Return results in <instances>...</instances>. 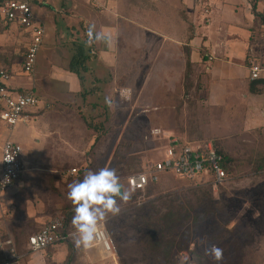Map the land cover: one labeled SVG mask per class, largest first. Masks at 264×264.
I'll return each mask as SVG.
<instances>
[{"label": "rangeland", "instance_id": "rangeland-1", "mask_svg": "<svg viewBox=\"0 0 264 264\" xmlns=\"http://www.w3.org/2000/svg\"><path fill=\"white\" fill-rule=\"evenodd\" d=\"M39 2L42 3L41 0ZM47 2L48 6L33 5L34 14L45 28L33 74L15 72L26 43V34L16 26L0 27V67L10 69L14 66L10 74L11 83L34 89L48 103L59 101L62 104L67 99L63 90L68 86L64 70L74 54L75 41L83 40L84 31L78 19H73L75 30L68 27L69 19L58 12L61 0ZM253 2L256 4L255 12L260 15H254L250 10ZM197 6L198 21L206 8L213 17L209 16V23L204 19L198 25L211 24L209 35H204L206 40L211 38L206 45L202 44L204 40L201 44L198 42L200 45L194 49L197 54L192 52V59L198 57V67H193L190 78L193 87L188 88L187 98L183 97L182 80L178 99L165 98V91L154 84L146 97L147 105H140L134 94L147 75L134 74L131 83H123V86L131 84V99L122 100L109 108L105 98L108 97V87L112 85L108 84L107 74L101 75L99 93L90 95L87 100L97 103L95 116L91 105L89 109L86 105L89 115H92L84 113L87 118L82 112L84 110L78 111L80 107L68 106L71 129L83 133L77 140L76 153L69 156L63 169L53 175L59 178V190H54L56 198L60 199L58 209L52 207V193L39 188L44 191L40 198L46 203L48 211L53 216L60 212L68 218L71 226L74 211L66 198L68 185L82 179L89 169L111 167L117 170L122 183L128 188L124 183L125 177L142 169L147 160L156 157L163 143V138L155 141L144 139L151 128L172 132L193 143H216L231 161L228 179L221 185L213 186L200 180L188 181L162 174L151 191L135 192L128 204H121L120 215L110 218L106 224L119 250L118 264H180L181 256L186 258V264H214L204 252L205 247L213 243L224 250L222 264H264V169L259 172L254 170L257 165H264V88L255 86V92H249L246 68L249 59L264 60V0H200ZM220 55L222 59H227L214 60L212 65L209 64L210 72L204 69L208 57L220 58ZM226 60L242 67L237 68ZM84 75L89 81L91 76ZM85 86L88 88L90 85ZM77 102L80 105L83 103L81 98ZM82 116L94 125L92 129L95 132L87 129ZM19 124L11 131L0 124V144L7 138H18L23 132V129H17ZM24 129L32 134L34 123H25ZM28 162L24 160L22 179L26 176ZM72 168L76 172L69 174ZM32 172L34 178L45 177L42 171ZM18 199L20 205L23 200L20 196ZM167 212L175 216L176 230L170 233H176V244L169 251V256L164 258L163 253L150 243L165 233L162 218ZM0 220H3L0 223V230L3 231L6 228L4 216ZM21 230L13 237L18 250L25 251L26 237L32 227L27 225ZM202 239L207 244H201ZM51 249L30 253L21 264H56L50 258ZM5 261L6 255L0 250V264ZM82 263V254L75 248L72 261H60L58 264Z\"/></svg>", "mask_w": 264, "mask_h": 264}, {"label": "crops", "instance_id": "crops-1", "mask_svg": "<svg viewBox=\"0 0 264 264\" xmlns=\"http://www.w3.org/2000/svg\"><path fill=\"white\" fill-rule=\"evenodd\" d=\"M26 1L30 3L32 10H34V4H45L48 6L47 0L44 2L41 0L42 3L39 2L40 0ZM199 1L200 0H61V7H57L58 12L69 19L68 27L71 30H75L74 20L78 19L77 22L80 23V27L84 31L83 40L75 41L74 45L76 43L84 44L86 49L85 52L88 54L85 62L87 71L83 73L84 82L83 85H81L77 75L71 72L66 64L64 74L68 78V86L63 91L67 99L63 101L64 103L62 104L59 101L48 103L42 100L40 96L35 93L34 89L19 87L9 80L8 88L10 91L24 92L32 90L38 98L39 103L35 108L26 112V114L29 115L28 119L19 121L20 124L17 129H23V132L18 138L13 139V141L17 142L22 148L23 171L18 180L15 181L8 190L0 194V218L4 216V225L6 226L3 231L0 230V250L7 258V261L1 264H21L24 257L30 253H40L48 248H52L50 250V258L56 262V264L60 263V261H65L66 263L72 261L76 247L70 236L72 228L66 216L65 228L69 232L66 241L53 244L41 251H31L27 246V237L29 235L37 232L41 226L55 216L61 214L60 212H56L53 216L52 212L48 211V208L45 207L46 203L40 198V194L44 193V191L39 190V188H45L46 191L52 193V207L53 209H58L60 206V199L56 198L57 193L54 190L58 189L59 178L53 177V175L63 169L65 164L69 161V156L76 153L77 140L83 133V131L79 133V131L71 129L69 114H67L69 111L68 106L71 105L75 109L80 107L78 111L84 110L82 111L83 114L86 113L88 116H92L89 115L87 110L89 109L88 106L91 105L93 106L91 107L94 112L93 116H95L97 103L94 101L87 102V100L90 95L99 93L98 83L102 79L101 75L105 74L108 75V84L112 85L111 88L108 87L107 94L108 98H114L113 106L120 104L122 100H129L133 96L131 84H128V86L125 84V86H123V83H131L134 74L147 75L145 80H141L144 82L143 84H139L137 88L138 92L134 94L137 103L140 105H147L146 97L150 95L149 91L152 90L154 84H156V87L159 89L165 91V98H180L181 89L179 88H181V80L184 81L186 68V49L189 50V58L193 70V67H198V57L192 59V52H196L194 49L197 48L203 40L202 44L206 45L211 38L208 37L206 40L204 36L205 34L209 35V30H211L209 26L211 24H206L202 27L198 26L201 22H204V19L209 23L213 18L209 15L211 14L210 11H208L209 9L206 8L203 10L204 14L201 16L200 21H198L196 10ZM49 7L53 9L52 6L49 5ZM44 16H47V14H44ZM36 17L40 19L37 15ZM90 25L95 26L96 32L109 37V41L105 43L101 40L88 46L86 43L88 40L87 30ZM23 32L26 34L25 52L29 42V33L24 30ZM224 55L226 56V53ZM210 58L211 59L208 57L206 63H204V69L208 72H210V65H212L211 63L214 60L218 59L225 61V59H227L225 57L223 60L221 55L220 58L216 56ZM20 63L15 72L20 71ZM230 63L235 64L237 68L242 67L240 64ZM13 68L14 66L10 69H4L8 70L11 74L14 70ZM84 74L91 76L90 80L88 79L89 81H87V77H85ZM151 75L153 76L150 77ZM248 81L250 83L249 78ZM86 84L90 86L87 88L85 86ZM120 84L122 86H120ZM190 87H193L192 84L189 85V88ZM183 97L187 98L184 94V89ZM80 98L83 102L82 105L77 102ZM76 115V117H79L78 114ZM82 118L83 121H86L87 129L93 132L94 130L92 128L94 125L89 124V119L84 120L87 116L86 118L82 116ZM29 121L34 123V132H32V134L24 129V124ZM0 124L4 126L1 120ZM162 132L166 135H173L187 141L185 137L175 135L172 132ZM2 144L3 143L0 144V156ZM26 153L28 156L23 157V154ZM24 160H29V164L26 168V176L22 179L25 172ZM35 170L42 171L45 177L42 179L34 178L32 171ZM19 196L21 201L23 200L20 205ZM17 210L20 212L15 213ZM9 211L10 214L7 215ZM2 222L3 220H0V223ZM27 225L32 227V231L26 237L25 251H20L15 246L13 235L19 233L18 231ZM7 240H10L11 243L5 244L4 242ZM12 249L13 253L10 252ZM79 250L82 254V264H118V248L117 256L114 260L105 257L101 248H80ZM16 257L18 258L17 260H15ZM29 262L31 263V261Z\"/></svg>", "mask_w": 264, "mask_h": 264}, {"label": "built area", "instance_id": "built-area-1", "mask_svg": "<svg viewBox=\"0 0 264 264\" xmlns=\"http://www.w3.org/2000/svg\"><path fill=\"white\" fill-rule=\"evenodd\" d=\"M32 6L26 0H5L0 4V26H16L29 33V42L20 63V72L33 74L36 54L43 42L45 28L33 14ZM209 59H211L209 57ZM250 81L264 78V60L249 59L247 63ZM10 72L0 68V120L11 131L22 119H28L26 114L35 108L39 100L32 90L12 92L8 88ZM163 138L158 155L149 159L142 166V170L125 177L128 188L144 191L149 183H158L162 174H171L183 180L221 185L228 179V174L221 165L223 156L212 141L189 142L173 135H166L159 128H151L144 137L147 141ZM0 194L8 190L23 171L22 148L7 138L1 146L0 156ZM76 172L75 168L68 171ZM66 218L57 215L41 226L37 232L27 237V246L31 251H41L47 247L66 241L69 232L65 228ZM101 250L105 257L114 260L117 256L116 244L106 226L105 233L100 236ZM10 244V240L4 242ZM13 253V249L10 251ZM18 258L16 257L15 260ZM6 264V263H5Z\"/></svg>", "mask_w": 264, "mask_h": 264}, {"label": "clouds", "instance_id": "clouds-1", "mask_svg": "<svg viewBox=\"0 0 264 264\" xmlns=\"http://www.w3.org/2000/svg\"><path fill=\"white\" fill-rule=\"evenodd\" d=\"M88 46L97 41H109V37L95 31L90 25L87 30ZM105 103L112 108L114 101L108 97ZM135 188H126L121 181L117 170L111 167H101L98 170L85 172L82 179L68 185L66 198L71 202L74 214L71 219L72 232L70 233L77 249H92L102 247L100 236L105 233V226L110 218L120 215L121 204H128ZM201 244H207L202 239ZM214 264H222L224 250L216 244H210L204 249ZM180 264H186V258L180 257Z\"/></svg>", "mask_w": 264, "mask_h": 264}, {"label": "trees", "instance_id": "trees-1", "mask_svg": "<svg viewBox=\"0 0 264 264\" xmlns=\"http://www.w3.org/2000/svg\"><path fill=\"white\" fill-rule=\"evenodd\" d=\"M5 0H0V4L2 2H4ZM256 9V4L253 2L252 7L250 10H252V13L254 15H260V13H256L255 10ZM263 24H264V19L262 20ZM1 28H7L8 25L5 26H0ZM85 46L84 44H80V43H76L74 45V54L72 55L69 63H68V69L75 73L80 81V84L83 85L84 82V76L83 73L87 71V67L85 65L86 59L88 57V54L85 52ZM191 73H192V63L190 62V58H189V50L186 49V68H185V73H184V94L188 95V88L190 85V78H191ZM189 83V85H188ZM255 86H260L264 88V78H260V79H256V80H252L249 83V92L250 93H254L255 92ZM215 146H217L216 143H214ZM218 151L222 154L223 156V162H222V166L225 169L226 173L228 174L230 172L231 169V165L230 164V159L229 157L226 155V153L217 146ZM264 169V165H257L256 168L254 169L256 172H259L261 170ZM142 169H139L135 172L141 171ZM134 173V172H132ZM131 174V173H130ZM157 183H149L144 191H151L150 189L152 187H154ZM143 191V192H144ZM135 192H142L139 190H135ZM163 226L165 228V233L163 234L162 237L157 238L155 240H153L151 244V246L154 248H156L157 250H159V252L163 253L164 258H167L169 256V251L174 247V245L176 244L175 239H176V233L175 234H171L170 232H175L176 230V226H175V216L172 212H167L163 218ZM174 225V226H173ZM170 235V236H169Z\"/></svg>", "mask_w": 264, "mask_h": 264}]
</instances>
